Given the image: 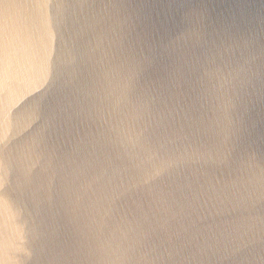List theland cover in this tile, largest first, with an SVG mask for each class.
Wrapping results in <instances>:
<instances>
[{
  "label": "water",
  "instance_id": "1",
  "mask_svg": "<svg viewBox=\"0 0 264 264\" xmlns=\"http://www.w3.org/2000/svg\"><path fill=\"white\" fill-rule=\"evenodd\" d=\"M71 2L0 0V264H89L101 217L109 225H139L162 253L194 264L183 259L190 249H181L183 231L162 195L174 190L179 174L190 198L222 200V185L242 161L264 163V91L218 120L169 50L181 35L228 45L250 29L264 44V0H114L145 65L141 85L153 109L148 141L132 160L117 146H101L99 117L72 90L79 57L65 9ZM22 4L30 6L31 19L5 9ZM26 38L42 42L50 73L21 94L11 90L14 82L4 87V55L6 42L11 52ZM101 169L117 179L97 214L88 194ZM249 261L264 264V247L257 246Z\"/></svg>",
  "mask_w": 264,
  "mask_h": 264
},
{
  "label": "clouds",
  "instance_id": "2",
  "mask_svg": "<svg viewBox=\"0 0 264 264\" xmlns=\"http://www.w3.org/2000/svg\"><path fill=\"white\" fill-rule=\"evenodd\" d=\"M9 8L18 9L25 19L32 18L27 4L5 5ZM65 9L78 42L79 64L72 90L99 117L101 146H117L128 159H136L148 141L153 109L141 85L145 65L121 24V6L114 0H73ZM260 38L255 29L228 45L216 44L202 34L196 40L181 35L169 55L182 76L196 82L217 119H229L252 93L264 91ZM36 39L41 41L39 35ZM49 58L42 42L37 46L26 38L11 52L6 42L5 89L14 82L11 90L23 94L32 81L49 75ZM93 179L88 206L99 214L110 201L117 177L101 169ZM182 179L177 174L174 190L162 198L183 231L181 249H190L183 259L190 258L194 264H250L249 256L257 246L264 247V163L255 158L242 161L222 185V200L215 195L203 203L190 198L181 190ZM87 259L89 264H178L170 253H162L151 243L139 225H109L103 217L93 229Z\"/></svg>",
  "mask_w": 264,
  "mask_h": 264
}]
</instances>
